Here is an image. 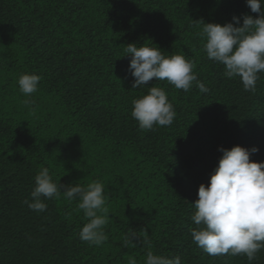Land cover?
I'll list each match as a JSON object with an SVG mask.
<instances>
[{"label":"trees","instance_id":"trees-1","mask_svg":"<svg viewBox=\"0 0 264 264\" xmlns=\"http://www.w3.org/2000/svg\"><path fill=\"white\" fill-rule=\"evenodd\" d=\"M243 14L258 15L246 0H0V264H128L129 256L144 264L149 250L181 264H264V248L252 261L211 256L191 236L193 203L219 148L255 146L250 159L264 161V72L245 91L207 59L194 27L234 15L242 24ZM132 42L185 55L210 91L155 79L132 89L130 56L119 58ZM22 73L42 76L34 111L22 103ZM152 86L166 91L176 115L144 131L132 101ZM41 167L61 185L104 184L102 246L79 239L76 202L61 195L43 212L24 203ZM130 232L140 237L135 247L123 243Z\"/></svg>","mask_w":264,"mask_h":264},{"label":"clouds","instance_id":"clouds-1","mask_svg":"<svg viewBox=\"0 0 264 264\" xmlns=\"http://www.w3.org/2000/svg\"><path fill=\"white\" fill-rule=\"evenodd\" d=\"M246 5L258 15L243 14L242 24L241 17L234 15L232 22L224 24L195 20L198 23L194 27L207 59L223 65L226 78L239 77L245 91H255L259 73L264 72V0H246ZM139 45L128 43L119 57L130 56L132 89L150 85L155 79L167 81L184 92L190 91L194 84L202 94L210 91L198 79L194 61L185 55H165L158 46ZM41 80L42 76L36 73H22L17 79L19 91L25 97L22 103L30 111H34L32 97ZM175 115L161 87L152 86L147 94L132 101L131 116L144 131L172 125ZM219 151L222 155L210 181L199 185L198 199L193 203L195 212L191 219L198 226L191 230L193 243L211 256L243 254L252 261L264 248V161L250 159L259 151L255 146L251 149L239 144L231 148L221 146ZM61 195L69 202H76L75 211L83 212L85 223L79 230V239L90 246H102L108 240L105 227L110 218L104 184L92 181L87 185L78 182L61 185L53 181L47 167H41L34 178L32 199L24 203L31 210L43 212L47 208L46 200ZM66 216L70 218L71 213ZM139 239L136 232H130L123 243L135 247ZM127 261L138 264L133 256ZM144 264H181V258H169L149 250Z\"/></svg>","mask_w":264,"mask_h":264}]
</instances>
